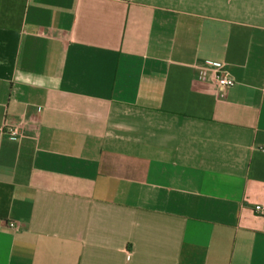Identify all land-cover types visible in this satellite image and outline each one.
<instances>
[{"label": "crops", "instance_id": "obj_1", "mask_svg": "<svg viewBox=\"0 0 264 264\" xmlns=\"http://www.w3.org/2000/svg\"><path fill=\"white\" fill-rule=\"evenodd\" d=\"M0 264H264V0H0Z\"/></svg>", "mask_w": 264, "mask_h": 264}, {"label": "built area", "instance_id": "obj_2", "mask_svg": "<svg viewBox=\"0 0 264 264\" xmlns=\"http://www.w3.org/2000/svg\"><path fill=\"white\" fill-rule=\"evenodd\" d=\"M195 66L200 71L199 78L202 81L207 80L208 72H213L215 75L214 77L215 84L223 90L233 87L244 77L243 68L236 69L235 71H226L216 67L213 63L206 60L197 61ZM12 133L16 134V132L14 131ZM256 210L261 213L263 209L261 206H257ZM10 226L12 228H15L16 224L10 223Z\"/></svg>", "mask_w": 264, "mask_h": 264}]
</instances>
